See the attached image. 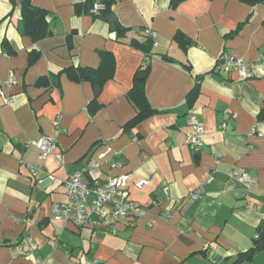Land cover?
Instances as JSON below:
<instances>
[{
    "label": "crops",
    "instance_id": "crops-1",
    "mask_svg": "<svg viewBox=\"0 0 264 264\" xmlns=\"http://www.w3.org/2000/svg\"><path fill=\"white\" fill-rule=\"evenodd\" d=\"M31 1L48 10L54 32L38 42L19 30L21 0H0V83L16 80L10 103L0 90V264H264V249L237 262L264 220V7L116 0L112 18L126 29L118 38L108 20L76 12L87 0ZM147 27L158 46L147 41ZM145 49L151 61L142 79L157 112L125 127L137 113L129 92ZM102 50L115 56V74L88 107L92 83L71 80L65 69L98 67ZM229 50L249 63L250 77L215 70ZM32 51L39 53L34 62ZM43 77L50 85L37 84ZM193 115L205 127L197 150L186 142ZM41 137L56 145L42 160L28 144ZM107 147L120 154L108 153L86 182L130 174L129 197L148 214L112 224L96 214L82 227L53 220V205L67 200L64 181ZM31 164L43 166L41 181L31 178ZM231 171L253 181L233 179ZM140 179L148 181L143 188L135 185ZM26 236L38 249L22 254L17 244Z\"/></svg>",
    "mask_w": 264,
    "mask_h": 264
},
{
    "label": "built area",
    "instance_id": "built-area-1",
    "mask_svg": "<svg viewBox=\"0 0 264 264\" xmlns=\"http://www.w3.org/2000/svg\"><path fill=\"white\" fill-rule=\"evenodd\" d=\"M103 6L95 3L91 8L90 13L99 15L100 9ZM145 33L154 40V46H158L157 32L147 27ZM147 62L151 59L147 55L144 57ZM249 63L242 57L235 55L232 51L223 52L217 59L215 66L216 71H237L241 79H246L251 76ZM16 80L11 75L7 80L0 83V90H6V101L8 103L12 100V87L15 85ZM189 123L191 131L186 136V142L191 148L197 150L204 145L203 135L205 134V127L203 123L196 117L191 116ZM225 127V124L222 125ZM28 144L37 146L40 149L39 158L44 159L49 153L54 151L55 143L47 137H41ZM108 153H113L115 157L120 154V151L113 150L107 147L104 151L98 154L97 157L91 158L86 165L80 169L75 170L65 181V194L67 200L65 202H57L52 208V219L65 222H71L77 227H82L90 221L93 215H102V222L105 224H112L115 221L133 216L143 218L148 214L149 209L141 206H136L129 197L130 174H117L110 175L104 182L92 184L86 182V174L92 168H97L102 160ZM120 162L116 160L113 165L118 166ZM30 176L38 181L43 166L41 164H31L29 167ZM230 177L240 180L246 184H250L253 179L248 173H240L238 171H231ZM51 179L55 177L50 175ZM146 179L136 181L135 185L138 188H143L147 184ZM202 190L194 191L191 197L197 198L201 195ZM108 209L104 214V210ZM168 211H165V216ZM154 223L153 220L149 221V225ZM133 224V223H132ZM18 249L22 254H29L38 249V244L32 240L31 237H23L17 244Z\"/></svg>",
    "mask_w": 264,
    "mask_h": 264
},
{
    "label": "trees",
    "instance_id": "trees-1",
    "mask_svg": "<svg viewBox=\"0 0 264 264\" xmlns=\"http://www.w3.org/2000/svg\"><path fill=\"white\" fill-rule=\"evenodd\" d=\"M184 0H170L171 7H177L181 2ZM244 3H247L253 7L262 6L264 7V0H241ZM13 4H15V0H11ZM116 0H101L97 2L100 6H103L100 9L99 15H95L96 17L104 18L108 20L112 24V29L117 33L118 38L125 35V28H123L119 23H117L112 18V7L115 4ZM94 0H87L86 3H78L76 5V12L82 13L83 11H89L94 6ZM21 14L22 18L19 23V30L21 34L30 37L34 42H38L42 39L50 37L53 35V30L47 20L48 17V10L39 6H36L32 3L31 0H21ZM113 19V20H112ZM264 25V19H263ZM240 29V27H239ZM237 29L233 33L229 35L236 34L238 32ZM146 28L143 30L145 33ZM147 37V41L154 47V40L145 33ZM176 38V37H175ZM178 39V37H177ZM6 47V46H5ZM146 56L148 55L151 59L150 50L145 49ZM100 64L98 67H73L70 66L65 69V73L67 76L74 81L81 82V81H90L93 85L94 89V99L90 102L91 106L92 102H96L104 84L112 79L115 74V65L116 60L115 56L107 50H102L100 52ZM30 62H34L38 57L39 53L37 51H32L29 55ZM145 65L137 71L134 77L133 86L129 92V96L134 104L137 106V113L136 115L125 124V127L133 126L139 123L141 120L146 118L147 116L156 113L157 111L154 110L147 99L146 90H145V80L140 78L141 73H149L150 71V62L144 60ZM189 69V66H186ZM47 81L50 85L51 82L55 83V85H59V74L53 78V81L50 82L48 77L40 78L37 84H41L44 81ZM200 81V77L197 79ZM199 81L196 82L195 87L193 90L188 94L187 99L190 98L194 92H198L199 88ZM252 247L246 251V253L242 254L238 259L237 262H240L243 259H249L255 254L256 252L264 249V220L257 228V235L254 238Z\"/></svg>",
    "mask_w": 264,
    "mask_h": 264
},
{
    "label": "water",
    "instance_id": "water-1",
    "mask_svg": "<svg viewBox=\"0 0 264 264\" xmlns=\"http://www.w3.org/2000/svg\"><path fill=\"white\" fill-rule=\"evenodd\" d=\"M139 76L140 78H145L147 76V73H141Z\"/></svg>",
    "mask_w": 264,
    "mask_h": 264
}]
</instances>
